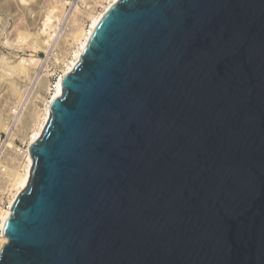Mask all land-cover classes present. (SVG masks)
<instances>
[{"label":"water","instance_id":"95a60500","mask_svg":"<svg viewBox=\"0 0 264 264\" xmlns=\"http://www.w3.org/2000/svg\"><path fill=\"white\" fill-rule=\"evenodd\" d=\"M63 86L0 264H264V0H119Z\"/></svg>","mask_w":264,"mask_h":264},{"label":"rangeland","instance_id":"374dc122","mask_svg":"<svg viewBox=\"0 0 264 264\" xmlns=\"http://www.w3.org/2000/svg\"><path fill=\"white\" fill-rule=\"evenodd\" d=\"M36 3V0H32L27 6H23L17 0H0V57L5 56L7 60L11 61V64H16L21 57L38 59V62L29 71L28 77H21L24 82L20 81V78L16 79L15 85L19 88L20 98L10 99V104L5 112L6 115L3 114L4 122L7 119L5 122L6 128L0 127V200H4V205L8 203L6 200L7 192H12L15 175L21 168L20 163L23 161L24 151L28 148V134L30 135L35 127V115L39 114L41 109L45 107L44 99L51 95H48V89L43 86L42 78H46L49 83L48 77L50 78L52 74L59 70L63 71L67 63V60H65V65H61L58 68L62 55L60 53H51L48 49L46 50L50 44V36L44 39L36 37L41 42L47 41V44L39 45L40 43L38 44L37 42L34 44L35 36L32 34L31 41L29 36L31 33L21 27L20 24H17L19 17H21L22 22L26 23L27 14L29 12L32 13L37 8ZM54 23L55 21L52 22V26ZM59 30H66L64 22L59 25ZM9 42L14 44L10 45ZM3 67V64L0 63V85L2 82V86L10 80L8 77L12 76ZM2 75H6V77ZM2 77L5 78L2 79ZM51 80L55 81L56 79L53 80L51 78ZM16 107L18 110L12 115V110L16 109Z\"/></svg>","mask_w":264,"mask_h":264},{"label":"bare ground","instance_id":"6f19581e","mask_svg":"<svg viewBox=\"0 0 264 264\" xmlns=\"http://www.w3.org/2000/svg\"><path fill=\"white\" fill-rule=\"evenodd\" d=\"M21 4L28 5V3L32 0H17ZM119 0H109V3L104 7V9L96 16H93L91 18V26L87 29L85 28H80V29H75L72 33L73 39L76 41L78 44V48L75 50V52L72 55V58L67 59V63L62 71V73L59 75V78L55 84L54 90L51 93V96L48 98L44 99V104L45 107L41 109L39 114H36L35 121H34V128L32 129V133L29 135L28 134V141L29 145L28 148L24 151L23 155V161L20 163V170L15 175V179L12 184V192H10L11 196L8 198V207H3L0 204V251L2 250V247L6 242H8V238L4 236V227L9 219L10 215L12 214V206L17 199L18 195L27 187L29 186V179H30V172H31V166L33 163V157L31 156V145L36 142L41 136L42 133L46 127L47 122L49 121L51 117V105L54 99L60 97L63 93L64 86H63V80L64 77L72 72L77 63L80 61L85 48L87 47L89 40L93 34V31L97 27V25L100 23L101 19L105 15V13L108 11V9L116 2ZM55 19L52 16V12L48 13V15L45 17V25H47L49 28L52 27V22H54ZM51 37V35H49ZM36 38V37H34ZM38 38V37H37ZM35 39L33 42L34 44L37 42L39 45H44L47 41L41 42L38 39ZM10 45L14 44L13 42H9ZM47 44V43H46ZM38 62V59H26L25 57H21L19 61L16 64H11L10 60H7L5 56L0 57V63L3 64V69H5L6 72H10L9 74L12 75L11 77H8L10 80L7 81L6 78L2 86V82L0 85V93L4 91L2 94H0V127L6 128L5 122H4V115H6V111L8 109V106L10 104V99H17L20 98V92L18 86L15 85L16 79L28 77L29 71L31 70L32 66L35 65ZM7 73V74H8ZM4 74V72H3ZM6 74V75H7ZM6 75H2L5 76ZM5 77H2L5 78ZM19 79V80H20ZM28 79V78H27ZM20 81H23L21 79ZM24 82V81H23ZM42 84L46 89H50V84L48 83V80L46 78H42ZM21 83V82H20ZM23 85V84H22ZM21 85V86H22ZM43 90V89H42ZM21 91V90H20ZM12 103V102H11ZM31 113V112H30ZM36 113V112H35ZM33 114V112H32ZM8 115V114H7ZM3 116V117H2ZM32 119V118H31ZM27 124V122H26ZM29 125V124H28ZM10 174V173H9ZM13 174V173H12ZM16 174V173H15ZM8 176V175H7ZM10 176V175H9ZM1 201V200H0Z\"/></svg>","mask_w":264,"mask_h":264},{"label":"built area","instance_id":"2783aa9c","mask_svg":"<svg viewBox=\"0 0 264 264\" xmlns=\"http://www.w3.org/2000/svg\"><path fill=\"white\" fill-rule=\"evenodd\" d=\"M36 9L27 14V21L22 22L21 17L17 19V24H20L25 30L31 33L29 36L32 41V34L39 39L50 37V44L46 48L51 53H60L61 61L58 63V68L65 65V60L72 58L74 51L78 48V44L73 39L72 33L75 29L89 28L91 26V18L98 15L104 7L109 3V0H36ZM32 6V5H30ZM32 9H34L32 7ZM52 12L55 23L52 27L45 25V17ZM30 22V23H28ZM65 23L66 30H59V25ZM34 39V38H33ZM72 53V54H71ZM57 68V69H58ZM56 71V70H55ZM62 73L61 70L50 76L48 95L54 90L55 84ZM51 78L55 81H52ZM51 95H49L50 97ZM18 108L12 110V115ZM6 200L11 196L10 192ZM4 200H1V205H4ZM1 252V251H0Z\"/></svg>","mask_w":264,"mask_h":264}]
</instances>
